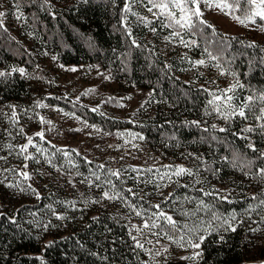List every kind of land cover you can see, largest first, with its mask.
Returning a JSON list of instances; mask_svg holds the SVG:
<instances>
[{
  "label": "trees",
  "instance_id": "obj_1",
  "mask_svg": "<svg viewBox=\"0 0 264 264\" xmlns=\"http://www.w3.org/2000/svg\"><path fill=\"white\" fill-rule=\"evenodd\" d=\"M0 2V264H255L245 263L253 241L262 242L255 258L264 259V43L225 33L203 15L191 29L167 27L164 16L135 17L132 0ZM224 2L243 16L250 9L243 0ZM14 19L60 64L98 65L142 91L147 116L140 121L64 94L41 98L109 135L139 133L155 164L116 168L31 135L33 121L19 102L34 84L38 58L14 36ZM146 26L175 40V53L147 37ZM225 93L236 112L223 99L209 103ZM180 167L191 174L175 175ZM160 211L175 228L156 218ZM233 215L235 231L226 230L223 220ZM145 221L160 227L144 228ZM192 227L205 236L198 249L187 244L197 240Z\"/></svg>",
  "mask_w": 264,
  "mask_h": 264
},
{
  "label": "rangeland",
  "instance_id": "obj_2",
  "mask_svg": "<svg viewBox=\"0 0 264 264\" xmlns=\"http://www.w3.org/2000/svg\"><path fill=\"white\" fill-rule=\"evenodd\" d=\"M56 5L71 3L74 0H51ZM160 3L161 0H155ZM134 8L132 13L145 18L151 16L157 18L158 10L152 7L149 0H132ZM208 4L213 6L209 7ZM216 4L228 5L226 8L215 7ZM199 10L202 15L216 25L220 30L229 34H242L253 40L264 43V20L255 17V23L247 20L246 16L233 11L230 5L224 0H198ZM189 8L196 7L188 5ZM3 5L0 2V12ZM177 18L181 13L179 9H173ZM239 17L240 19H236ZM159 20L164 18L160 16ZM147 24L145 20L141 19ZM245 20V23H240ZM161 29H164V21H159ZM13 24L16 30L14 36L23 40L31 47L38 58L34 76V84L31 90L20 100V105L27 109L26 115L33 121L34 131L31 133H43V136L51 142L60 146H74L88 158L108 163L114 167L124 164L144 165L155 164L156 159L146 150L142 144L141 135L137 132H126L112 136L101 129L88 124L80 117L66 112L56 105L47 103L43 98L46 95L64 94L71 99L98 109L108 115L124 119L138 120L147 116L145 105L141 104L143 94L140 89L127 87L123 82L110 76L108 72L98 65H70L64 66L59 63L54 51H44L35 42L32 34L22 28L19 21L14 19ZM147 29V37L155 40L159 47L167 54H173L176 47L175 40L166 39L157 27ZM40 105H43L41 107ZM26 117V118H27ZM73 128L79 134L73 136L69 130ZM261 241L252 243L248 252L250 263H264V259L257 257L256 249L261 247Z\"/></svg>",
  "mask_w": 264,
  "mask_h": 264
},
{
  "label": "snow or ice",
  "instance_id": "obj_3",
  "mask_svg": "<svg viewBox=\"0 0 264 264\" xmlns=\"http://www.w3.org/2000/svg\"><path fill=\"white\" fill-rule=\"evenodd\" d=\"M241 2V0H236V3L239 4ZM244 3L248 4L250 6L249 11L246 14V18L247 20L251 21L252 23H255V17H259L261 20H264V0H243ZM149 3L152 5L151 8H149V11H152L153 8L158 10V14L154 13V15H157V18H159L160 16H164L166 19L169 20V24L166 25L167 27H175V26H179L181 28H188L191 29L194 25H193V17H196L197 20H199V18L202 16V13L199 10V6H198V0H161L160 3H156L155 0H149ZM205 3H208V0H205ZM195 5L196 7L194 8H189L188 5ZM209 7L213 6L211 4H208ZM215 7L218 8H226L228 7V5L225 4H216ZM173 9H179L181 15L179 18H177L176 12L173 11ZM130 10V9H129ZM5 15V13L0 12V27L3 26V20L2 17ZM18 19L21 17H17ZM236 19H240L239 17H235ZM200 23H204V21L200 20ZM240 23H245V20H240ZM174 35H179V33L174 32ZM133 43H135V41H133ZM255 45L250 44L249 47H253ZM199 63H203V61H200ZM19 71L21 73H23V69H19ZM5 73L0 72V76H4ZM232 89H227V92H231ZM226 93L222 96V97H215L214 96V100L213 101H209V103H215L216 100H221L223 99V101L228 105L229 108L232 109L233 112H236V109L234 107H232L231 101L233 100L232 96H228L226 95ZM264 98V97H262ZM251 97L248 98L249 101H251ZM41 107H43V105H40ZM248 105L247 104H241L239 106V111H238V115L240 117H245L246 118V114H245V108H247ZM217 111H219V107L216 108ZM262 115L261 117H259L260 119H264V109L261 110ZM262 128H264V125H261ZM252 129H246V131H251ZM221 131H224V129H221ZM38 135H40L41 137H43V133H39ZM29 144H31V140H29ZM21 153L27 151V146H24L21 148ZM26 159L28 157H25ZM2 159V158H0ZM175 175L179 176L181 174H191V172L183 167H180L176 170V172L174 173ZM20 175H23L25 178H28V174L26 172H21ZM112 175L119 177L120 173L114 172L112 173ZM259 175H261L262 177H264V168L259 170ZM129 191L131 192V189H129ZM105 197L111 199L112 197L108 196V193L104 194ZM226 199V198H225ZM253 199H255V197H253ZM201 204L203 205V202H201ZM261 204H264V200H261ZM155 207L159 208V205H156ZM203 207H208L207 205H203ZM137 215H140V213L138 212ZM157 219H162L164 221L167 222L168 225H171L173 228L176 227V221L173 220V218L169 215H167L165 212L160 211L156 217ZM151 219V218H150ZM213 219H220V217L218 216H213ZM235 219V215H233L230 219H225L223 220V225H227V229H231L232 231H235V228L232 227V224L230 222V220H234ZM160 227L159 224L152 222L151 224L148 221H145L144 223V228H149V229H154V228H158ZM185 227H188L187 225H185ZM189 232H191L193 235L197 236V240H192L191 238H189L187 240V244L192 247L193 249H198L200 248V244L203 242V240L205 239V236L203 235H198L197 234V229L195 227L189 228ZM155 235H160L161 233H154ZM168 239H172L171 236H168L167 233H163ZM134 240H136L135 237H133ZM185 241V237L181 236L180 237V242H184ZM136 246L139 248H143V244L139 243V241L136 242ZM200 255L199 252H196L192 257H188V259H196L198 256Z\"/></svg>",
  "mask_w": 264,
  "mask_h": 264
}]
</instances>
